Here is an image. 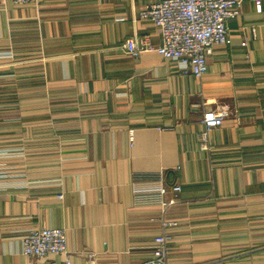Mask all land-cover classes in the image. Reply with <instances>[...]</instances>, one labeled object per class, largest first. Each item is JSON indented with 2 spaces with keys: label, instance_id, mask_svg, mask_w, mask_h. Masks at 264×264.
Returning <instances> with one entry per match:
<instances>
[{
  "label": "crops",
  "instance_id": "crops-1",
  "mask_svg": "<svg viewBox=\"0 0 264 264\" xmlns=\"http://www.w3.org/2000/svg\"><path fill=\"white\" fill-rule=\"evenodd\" d=\"M159 1L0 0V264H66L23 253L43 227L65 229L71 264H141L163 230L169 264H264V2L244 1L196 77L123 48L161 44L139 19ZM161 174L177 204L137 205L135 182Z\"/></svg>",
  "mask_w": 264,
  "mask_h": 264
},
{
  "label": "built area",
  "instance_id": "built-area-1",
  "mask_svg": "<svg viewBox=\"0 0 264 264\" xmlns=\"http://www.w3.org/2000/svg\"><path fill=\"white\" fill-rule=\"evenodd\" d=\"M14 5H34L37 0H10ZM245 0H161L150 3L140 12L139 19L154 24L161 33L162 42L154 45L147 36L133 35L125 40L123 48L127 54L140 57L144 53L156 52L175 61L182 73L201 77L208 72V58L214 48L228 43V21L241 14ZM264 0H255L257 10L262 11ZM227 112L214 111L206 115L204 128L199 134L203 149H209L211 132L223 125ZM133 140V136H130ZM137 205H159L165 212L177 204L182 191L180 184H168L164 175L157 178L140 179L135 182ZM169 193L173 196L167 197ZM62 197V196H60ZM176 225L164 222V227ZM170 232L159 233L154 238L152 255L141 264H169L168 245L173 240ZM22 251L33 258L52 254L68 258V239L62 227H43L31 230L22 239ZM56 264V263H53Z\"/></svg>",
  "mask_w": 264,
  "mask_h": 264
}]
</instances>
